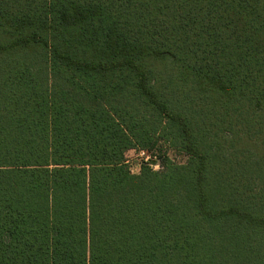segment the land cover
Wrapping results in <instances>:
<instances>
[{"label": "trees", "instance_id": "16d2710c", "mask_svg": "<svg viewBox=\"0 0 264 264\" xmlns=\"http://www.w3.org/2000/svg\"><path fill=\"white\" fill-rule=\"evenodd\" d=\"M0 264H264V0H0Z\"/></svg>", "mask_w": 264, "mask_h": 264}, {"label": "rangeland", "instance_id": "374dc122", "mask_svg": "<svg viewBox=\"0 0 264 264\" xmlns=\"http://www.w3.org/2000/svg\"><path fill=\"white\" fill-rule=\"evenodd\" d=\"M163 146L164 148L165 146L170 148L167 153V156H169V158H171L173 161L180 164L186 162L187 156L181 150H179L178 148L171 147L170 144L167 142H162V147ZM158 154L159 152H156L155 155L146 152L144 155H142L139 151L135 149L130 150L127 153L126 157L132 174H139L142 170V167L146 164L155 171L162 170V165H164V162H162Z\"/></svg>", "mask_w": 264, "mask_h": 264}, {"label": "built area", "instance_id": "2783aa9c", "mask_svg": "<svg viewBox=\"0 0 264 264\" xmlns=\"http://www.w3.org/2000/svg\"><path fill=\"white\" fill-rule=\"evenodd\" d=\"M137 151H139L142 155H144L146 153L144 150H137ZM127 162H128V160H127Z\"/></svg>", "mask_w": 264, "mask_h": 264}]
</instances>
